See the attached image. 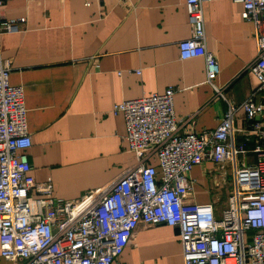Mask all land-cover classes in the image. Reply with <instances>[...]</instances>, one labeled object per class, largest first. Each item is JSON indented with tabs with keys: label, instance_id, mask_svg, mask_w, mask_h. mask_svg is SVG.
Masks as SVG:
<instances>
[{
	"label": "crops",
	"instance_id": "0c3cea01",
	"mask_svg": "<svg viewBox=\"0 0 264 264\" xmlns=\"http://www.w3.org/2000/svg\"><path fill=\"white\" fill-rule=\"evenodd\" d=\"M240 12L230 0L203 3L204 45L217 58L220 74L213 84L223 99L205 82L202 58L179 59L178 43L191 29L184 0L5 1L0 23L24 18L16 32L0 33V58L12 63L10 85L24 91L35 182L50 180L55 198L74 200L134 168L123 119L112 113L121 101L173 88L181 134L214 130L228 105L240 106L251 95L263 108L256 119L264 120V88L248 71L258 55L254 27ZM233 119L237 147L245 124L240 108ZM148 162L157 166L155 159ZM239 162L253 166L255 156H239ZM216 171L209 160L194 166L184 201L212 204L219 218L226 206L218 207L233 188V168ZM0 264L9 263L0 257ZM114 264H183L178 229L141 224Z\"/></svg>",
	"mask_w": 264,
	"mask_h": 264
},
{
	"label": "built area",
	"instance_id": "2783aa9c",
	"mask_svg": "<svg viewBox=\"0 0 264 264\" xmlns=\"http://www.w3.org/2000/svg\"><path fill=\"white\" fill-rule=\"evenodd\" d=\"M7 0H0V8ZM102 1V0H98ZM184 0L190 36L178 43L181 61L202 58L205 82L220 74L217 58L205 49L203 3ZM240 17L253 24L256 59L248 67L264 88V0H230ZM88 5L86 1L85 6ZM24 22L0 23V33L16 32ZM11 61L0 58V257L9 264H114L135 230L164 224L178 229L183 264H264V120L262 106L251 95L240 106L228 105L219 125L201 133L179 132L174 89L116 104L128 150L136 166L107 188L91 190L74 200L54 197L50 180L37 183L30 171L24 91L9 83ZM245 124L242 142L233 144L234 115ZM254 143L252 150L246 144ZM255 156L246 166L237 159ZM155 159L157 166L149 164ZM209 160L219 175L233 168V188L219 218L212 204H187L190 173Z\"/></svg>",
	"mask_w": 264,
	"mask_h": 264
},
{
	"label": "rangeland",
	"instance_id": "374dc122",
	"mask_svg": "<svg viewBox=\"0 0 264 264\" xmlns=\"http://www.w3.org/2000/svg\"><path fill=\"white\" fill-rule=\"evenodd\" d=\"M231 183L232 182H229L228 184L231 185ZM224 203L226 204V202H223L222 204L219 205V207H218L219 210L226 206Z\"/></svg>",
	"mask_w": 264,
	"mask_h": 264
}]
</instances>
